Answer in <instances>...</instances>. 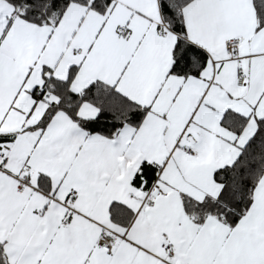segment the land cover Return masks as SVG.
Masks as SVG:
<instances>
[{
	"label": "snow or ice",
	"instance_id": "6c2138e0",
	"mask_svg": "<svg viewBox=\"0 0 264 264\" xmlns=\"http://www.w3.org/2000/svg\"><path fill=\"white\" fill-rule=\"evenodd\" d=\"M0 264H264V0H0Z\"/></svg>",
	"mask_w": 264,
	"mask_h": 264
}]
</instances>
